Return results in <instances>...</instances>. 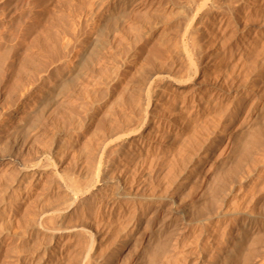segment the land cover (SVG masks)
Segmentation results:
<instances>
[{"label": "rangeland", "instance_id": "obj_1", "mask_svg": "<svg viewBox=\"0 0 264 264\" xmlns=\"http://www.w3.org/2000/svg\"><path fill=\"white\" fill-rule=\"evenodd\" d=\"M29 1V4L26 3ZM150 1L152 4L149 3ZM223 1L228 2V0ZM223 1L220 0L221 6L224 7ZM0 2V71L4 70V77H0V120L5 119L12 111L21 107L23 102L30 99V96L35 95L38 85L42 84L45 87L43 92V95H45L42 97V100L46 96L52 98L56 94L54 99L56 98L55 102L57 101L56 105H53L55 103H51L50 99H48L49 101L47 100L49 103L45 105V111L48 110L46 115L39 122H34L27 133L24 132L22 134L23 137L21 136L15 141L18 145L13 144L14 140H8L4 136H0L2 140L3 138L5 139L3 140L5 144L0 139V157L1 155L12 154L13 156H18L17 158L20 161L33 162L39 158L43 162L46 160L47 151L51 150L53 155L59 160L58 164L50 162L47 165L48 167L46 166L38 182H33L29 176L20 177L17 169H15L16 172H12L13 174L11 173V175L6 176L9 170L8 166L2 165L0 167V219L5 218L7 214L11 216V221L6 226L7 229L0 231L2 241L0 244V264H76L74 263V259L78 258V254L82 252V242L76 241V239H68L71 241L62 240L58 243L56 241V244L54 242L51 245L48 241L49 235L47 233L41 234L35 228L37 223L31 217V211L39 199H42L45 204H50L57 198L62 199L66 193L64 191L67 189L65 184L70 179L74 181V184L78 185H75L76 187L82 188L79 189V192H77L78 189L74 191L75 196L80 197L79 199H108L114 197L116 194H121L123 197L128 196L138 201H146L144 200L146 198L148 201L140 208V214L145 218L152 215L153 208H155L153 201L155 202L157 197H167L171 193L175 196L177 195L176 198L179 200L177 202L179 204L177 209L179 210L176 209L179 213L177 214L179 216L183 214V218L187 217L185 215L187 214V207L199 210L203 208V203L205 202L203 200H206L204 212H208L210 216H213L212 213L219 216L217 217L218 220H213L214 223L206 225L205 228V230H210L211 226H214L212 224H215V222L218 224H215L218 226L219 233L216 239L217 243L215 242V249L206 245L208 230L207 232L205 230L202 231L203 237L199 239L200 242L196 241V243L199 242L197 246L195 242L194 245L192 243L189 244L190 240H192L191 236H195L196 232H192L193 234L188 232L185 233L186 236L183 234V237L181 236L177 241L173 239L174 242L172 241V244L177 243V245H172L170 242V248L174 246L172 247V256L178 257L177 259L174 257V260L172 257L171 260L178 261V264H196V256L194 254L198 256L196 252L199 250L198 252L205 259H202V262L199 264H211L212 259H214L213 264H224L225 259L223 257L228 256L229 242L237 240L236 238L242 231L240 228H244L249 215L258 212L262 208L263 212L259 210L257 214L260 216L264 215V193L262 192L264 189V146H262V152L256 153L257 156L254 154L253 161L249 163L250 165L246 164L243 166L241 172L235 174L234 169L238 163V156L232 152L235 142L231 143L226 137H221L222 139L218 138L221 132H225L231 118L233 119L234 117L236 119L234 120V128L236 129L238 125L247 119V115L258 110L264 103V0L252 1L247 10L236 6L237 10L233 17L227 15L228 17H224L223 21L208 18L206 20L198 19V24H196L197 21L192 22L195 26L197 25L196 38L198 36L200 44L204 47L203 57H205V60L203 57L201 58L195 54L189 47L185 50L175 47V43L181 41L182 33L185 31L188 23L187 12L185 13L186 16L183 14L188 10L189 3L186 0H145L146 5H137L134 9L130 10L129 14V4H126L127 1L124 0H2ZM202 2L204 3V0H193V3L190 5L191 10L199 4H203ZM4 7L7 8L5 9L6 11ZM147 7L149 8L147 9ZM2 9L4 10L3 12ZM12 9L14 10L12 11ZM6 13L14 18V21L7 23L4 18L7 15ZM19 15L22 17L21 19ZM17 18L19 22L15 21ZM123 19L125 22H122ZM5 23L8 24V28ZM137 25L140 26V31L138 32L140 39L132 41L134 40L132 37L134 31L136 32ZM184 42L186 41L184 40ZM185 54L186 57H184ZM90 57L91 59H89ZM186 60L191 64L192 68L203 70L199 78L195 79L202 84L200 95L209 96L211 88H217L220 93L228 95L226 96V98L228 97L227 100L220 103L217 102V109H219L217 112L219 111L223 114V119L220 121L218 128L215 127L214 123L215 112L201 118L194 125L196 129L195 133L192 131L184 132L183 136L178 138L179 140L173 148L168 146L167 137L161 139L158 141L160 148L157 150V154L152 156V163H148V167L144 166V169L146 168L145 171L144 169L141 171L137 170V166L141 163L143 157L141 151H134L132 149L121 150L118 146H111V150H108L110 153L105 158L107 160L106 164L109 165L108 168L106 171L102 169V172H99L94 178L101 150L106 145V140L109 141L112 137L116 136H108L103 141L104 144L101 143L99 146H94L98 145L96 143L100 131L119 123L121 125L124 123L126 126L134 122V119L129 118L132 111L131 109L129 110L130 106H121L119 108L115 104L116 98L123 94V89L129 86L133 90L134 84L139 82L142 76L146 75L145 82L143 81L141 85L143 101L146 102L145 92L149 86L151 77L156 75L157 67L159 69L160 66L165 65L166 69L173 68V72L184 76L189 71ZM130 83L132 86H130ZM216 84L217 87H215ZM48 91L49 93L46 94ZM52 91H55V93H52ZM154 91L156 94L154 93L153 96L157 105L154 109V115L168 121L174 129L184 125L180 105H171V101L168 98L169 95L159 92L158 86L154 88ZM159 93L160 96L158 97ZM50 106L53 111L49 110ZM115 106L119 109H116ZM162 110L165 113L167 112L168 115L164 116L161 113ZM110 114H112V117ZM261 125H264V121ZM125 140L127 141L128 139L126 138ZM112 147L114 149L117 148V150H113ZM3 150L5 151L2 152ZM258 156L261 158H258ZM154 158H156V161ZM190 158L194 162L192 167H196L194 178L190 176L188 178L187 175H184L183 179L180 178L182 181H173L176 171L179 174L181 167L183 170L184 164ZM256 160H259L257 164ZM232 168L233 170H231ZM112 169L116 170V172L114 170L115 173L113 174L117 177L114 176V179L110 181L106 177H108V171L111 172ZM101 173L102 175H100ZM104 173H106V176ZM148 173L149 175H147ZM128 177H130V180H126ZM186 177L187 180H185ZM196 178L199 179L197 180ZM29 181H31V184H29ZM193 181H196L195 184L198 188ZM197 181H202L200 183L202 185ZM182 182L185 183L184 186L181 185ZM208 183L211 188L208 186ZM169 184L172 186L171 188ZM206 185L207 189L209 187L208 190L206 189ZM190 186H193V188ZM240 186L242 187L240 188ZM214 188H216V191ZM204 189L208 193L207 191L204 193ZM211 190L215 191L214 194ZM221 191L225 192L221 193ZM236 191L238 194H235ZM164 192L165 195L162 196ZM199 193L204 196L201 197L202 201L199 199ZM221 194L225 196L222 198ZM15 195L19 198L22 196L24 201L14 202L13 198H15ZM256 196L258 201H256ZM193 198L195 199L194 202H198L197 205L193 200L190 202V199ZM219 198L221 199L219 200ZM230 199L233 202H228L231 201ZM193 203L196 207L192 205ZM230 204L231 206H229ZM198 205L199 207H197ZM236 206L240 207L239 209L237 208V211L235 210ZM233 207L236 212L233 209L231 211ZM90 208L92 209V205L87 207V211H90ZM215 208H217V212ZM146 209L147 211L145 212ZM165 209H168L171 213L175 210L174 205L170 203ZM183 209L184 211H182ZM224 210L226 211L225 214ZM248 210H251L250 214ZM229 212L233 215H230ZM163 214L165 212L162 210L157 214V223H159V218ZM228 215L232 217H228ZM114 220L113 218L112 222H109L110 224L108 223L103 228V232L105 233H103L104 236L102 235L103 241L115 238L117 243L113 241L104 246L105 249L102 246L106 253L105 256L107 255V261L112 262L113 260L114 264V255L123 251L122 257L125 258L122 259L125 262L122 260V263L120 258H118V260L116 259L118 264L119 262H121L120 264H136V262L137 264H144L143 262L147 264L148 258L146 255L145 257L143 255L145 260L143 257L140 260L136 254L133 255V242L129 244V251L126 249V245L122 242H124V237L128 238L126 237L127 234L125 236L121 233V228L116 226L117 222ZM222 227L224 228L222 229ZM119 232L124 236H120ZM220 232H223V234ZM110 233H115L116 236ZM224 233L227 234L226 238H224ZM118 235L122 239L118 240ZM165 235H162L164 239H162V236L159 237L163 242L167 241ZM185 237L186 239L184 240ZM160 239L159 241L162 242ZM224 239L225 243L222 241ZM201 240L204 241L201 243ZM217 240H220V242ZM117 241L121 242V245ZM185 243H188L190 247ZM223 244L225 247H223ZM131 247L133 252L130 250ZM220 248L224 250H220ZM149 249L151 248L149 247ZM209 250L213 251H211L213 253L211 254L212 256L209 255ZM107 251H110V253H107ZM113 251L115 252L114 255L111 253ZM215 252H219L220 256ZM246 252L245 248L243 254H246ZM185 253H189L190 255H186ZM181 255L186 258H183ZM217 256L221 258L215 259ZM69 260L74 262H70ZM134 261L136 262L134 263ZM172 261L171 264L173 263ZM148 264H150L149 261ZM173 264H176V262Z\"/></svg>", "mask_w": 264, "mask_h": 264}, {"label": "bare ground", "instance_id": "obj_2", "mask_svg": "<svg viewBox=\"0 0 264 264\" xmlns=\"http://www.w3.org/2000/svg\"><path fill=\"white\" fill-rule=\"evenodd\" d=\"M0 1H2V0H0ZM19 1H22V0H19ZM124 1H127L126 4L128 3L129 4L128 6L130 7V9L128 10V14H129L130 10L134 9L137 5L145 4V0H124ZM187 1L189 3L188 10L187 11L184 10L185 12L182 11V12H184L183 14H185L187 12V18H188L187 27L185 25L186 28H185V31L183 30L184 31L182 33L183 36H181L182 38L180 39L181 41L180 42L179 41L176 42L175 43V47L177 49L181 48L183 50H185L187 47H189L190 49H192L194 51L195 54L199 55L202 58L204 56V54H203L204 53V49H203L204 47L200 44V41L198 40V36L196 38V33L198 31L197 28H196L197 25L195 26V24L194 23L192 24V22H196L198 19L199 20H203V19L206 20L208 18L218 19V20H222L223 21L224 17H228V16L233 17V15L236 13L237 7H242L243 10H247L248 7L252 4V1H254V0H228V2H224L222 0L224 2V4H225L224 5L222 3L224 5V7L221 6L220 0H204V3L202 2L203 4H201V5L199 4L198 5L199 7L197 6L193 10H191V6H190L193 3V0H186V2ZM26 3L29 4L30 1L26 2ZM32 3H31V5H32ZM149 3H151V1ZM7 5H8V3H7ZM24 5H25V3H24ZM8 6H6V7H8ZM79 6H80V4H79ZM10 7H12V5H10ZM22 8H21V10H23ZM148 8L149 7H147V9ZM5 9H7V8L4 7V10ZM80 9H82V8H80ZM4 10L2 9V12ZM13 10L14 9H12V11ZM113 12L115 13V11H113ZM13 13H15V12H13ZM131 13H132V11H131ZM10 14L13 16L12 13H10ZM61 14L63 15V13H61ZM20 15H19V17L21 19L22 15L21 16ZM62 15H60V17H62ZM70 16H72V15H70ZM129 16H131V15H129ZM185 16H186V14H185ZM73 17L75 18L74 15H73ZM4 18L6 19L7 23L11 22V21H14V18L10 17V15H8V14L6 16H4ZM56 18H57V16H56ZM70 20H72V18H70ZM15 21L17 22L18 18ZM58 21H60V20H58ZM123 21H124V19L122 20V22ZM7 23H5V24H6V27L8 28V26H7L8 24ZM54 24H55V22H54ZM196 24H198V21H197ZM137 26L138 27H136V32L134 31L135 34L133 33L132 39L134 38V40H132V41H135V39L137 40L140 37L139 33H138L140 31L139 30L140 26L139 25H137ZM99 33H98V35H99ZM4 35H2V36H4ZM184 40L186 42H184ZM91 46H90V48H91ZM42 50H43V48H42ZM185 53H187V52H185ZM85 56H87V55L85 54ZM184 57H186V54H185ZM203 58L205 60V57H203ZM89 59H91V57ZM183 59H185V58H183ZM186 63H188L189 71L184 76H182V74L180 75V74H176V72H173L174 71L173 68L166 69L165 65L164 66L163 65L160 66L159 69L157 67V71L155 72L156 75L151 77V81H150L149 86H148V88H147V90L145 92V97H146L145 101L146 102L143 101V95H142V91H141V85H142L143 81L145 82L146 75L142 76L141 80H139V82L134 84L133 90L131 89V87L128 86L129 84L127 85L128 87H125V89H123V91H124L123 94L124 95L123 94L119 95L116 98V100H115V104H116L117 107L119 106V108L121 106H130L129 110L131 109L132 113L130 112L129 118L130 119H134L133 120L134 122H132V124L126 125V126L124 125V123H122V125H121V123H119V124H116V125H112L109 128L106 127L107 129H102L100 131L99 136H98V141L96 143L98 145H94V146H99L101 143L104 144L103 141L106 140V138L108 136L109 137L112 136V135H116V136L112 137L109 141L106 140V142H105L106 145L101 150L102 152H101V155H100L98 166L96 167L97 168V172L95 171L96 174H94V178H95V176L98 175L99 172H102V169H103V171H106V169L108 168L109 165L106 164L107 160H105V158H106L107 155H109L108 153H110V152L108 150H111L110 149L111 146H118V148L121 149V150H131L132 149L134 151H139V152L141 151L142 154H143V157L141 159L142 161L137 166V170L141 171V170L144 169L145 165L148 167V165L152 163V158H153L152 156L157 154V150L160 148L159 145H158V141H160L161 139L167 137L168 138L167 139L168 146L173 148L177 144V142L179 140L178 138L183 136L184 132H188V131L194 132V131H196V129L194 128V125L196 123H198L201 120V118H203V117H205V116H207V115H209L211 113L213 114L215 112L216 113H215V116H214V123H215V127L218 128V126L220 125V121H222V119H223V114H221L219 111L217 112V110H219V109H217L218 108L217 104L222 102V101H224V100H227L228 97L226 98V96H228V95L227 94L224 95V94L220 93L217 88H213V89L211 88V90H210V92L208 94L209 96L200 95V89H201V85L202 84H201L200 81H196L195 79L199 78L201 72L203 73V70H201L200 68H192L191 64H189V62L187 60H186ZM200 65L202 66V64H200ZM150 70H152V68H150ZM155 70H156V68H155ZM3 71L2 72L0 71V77L1 78L4 77ZM183 71H185V70H183ZM140 72H141V70H140ZM130 86H132V84ZM157 86L160 89L159 92H161L162 94L167 93L169 95L168 98L171 101V105L172 104L173 105H176V104L180 105V112H181L183 120H184L183 121L184 125L180 126V128L176 127L174 129L168 121H165V120H163L161 118H158V117H156L154 115L155 114L154 113V109H155V106H157V105H156V100L154 99L155 97L153 96V94L155 93L154 88L157 87ZM215 87H217V84L215 85ZM44 88L45 87H43L42 84L38 85L37 89L35 90V95H32V97L30 96V99H28L27 101L23 102L21 107H19L18 109L12 111L9 115L6 116L5 119L0 120V136H4L5 139H8V140H12V141L14 140L13 144L14 145H16V144L18 145V143H16L15 141H17V139L20 138L22 136V134H24V132L27 133V131L32 127L34 122H39L44 117V115H46V112L48 110L45 111V108H46L45 105H46V103H49V102H47V100L50 99V102L51 103H55L53 105H56V103H57V101L55 102L56 98L54 99V96L56 94L52 98L50 96L49 97L46 96V97H44L45 99L42 100V97L45 95V94L43 95ZM49 88L51 89V87H49ZM63 88L65 89V87H63ZM50 89H48V90H50ZM52 90H54V89H52ZM53 92L55 93V91H52V93ZM47 93H49V91L46 92V94ZM159 96H160V93H159L158 97ZM233 97H235V95H233ZM253 97H252V100H253ZM117 107H116V109H119ZM51 109H52V107L49 110H51ZM44 111H45V114H44ZM51 111H53V110H51ZM117 112H118V110H117ZM247 112H250V111H247ZM161 113H163L164 116L168 115V113L167 112L165 113V111L163 112V110H162ZM237 114H239V113H237ZM110 116L112 117V114H110ZM160 116H162V115H160ZM234 120H236V119H234V117H233V119L231 118L230 122L227 125L228 127L225 129V132L224 131L221 132V134L218 136V138L226 137L228 139V141H231V143L235 142V146L233 145L234 148L232 149L233 151L232 150H230V151H232L234 154H236L238 156V163H237L236 166L234 165L235 166V169H234L235 172L234 173L237 174L238 172H241L243 170V166H245L246 164L250 165L249 163L253 161L252 158H253L254 154L263 151L262 150V146H264V125H261V123L263 124V121H264V103L262 104V106L258 110H255L253 113L247 115V119H245L244 122H242L240 125H238V127L236 129L234 128V125H235V123H234L235 121ZM113 122H115V121H113ZM113 122H111V123H113ZM33 128H34V126H33ZM126 138L128 139L127 141L125 140ZM0 139L2 140V138H0ZM5 139L3 138V140H5ZM3 140H2V143H3ZM9 142H11V141H9ZM3 144H5V143H3ZM103 144H102V146H103ZM2 146H4V145H2ZM113 150H117V148L116 149L113 148ZM4 151L5 150H3L2 152H4ZM13 154H14V152H13ZM232 156H234V155H232ZM256 156H257V154H256ZM260 156H258V158ZM17 157L15 155L13 156L12 154H9V155L5 154V156L1 155V157H0V167L2 165H7L8 166L9 170H8L6 176L11 175V173L13 171H15V169H17L18 175L20 177L24 178L26 176H29L30 179L33 182H36V181L38 182L41 179L43 170H45L46 166L50 162L57 163V164L59 163L58 158H56L53 155V152H51V150L47 151V155L45 157L46 160L43 161V162H42L41 159L39 160V158H38L37 161H33V162H31V161H29V162L27 161L26 162L25 160L24 161H20ZM155 159L156 158H154V160ZM258 162H259V160H256V164ZM103 163H105L104 166H103ZM193 163H194L193 159L190 158V160L187 161L184 164V167H183L184 169L183 170H182V167L180 166L181 167V172L178 174V171H176V175L173 177V181H177V180H179V182L182 181V180H180V178L183 179L182 177L184 175H187L188 178H189V176L193 177L194 173L196 171V169H195L196 167L195 168L192 167ZM234 166H233V168H234ZM209 167H210V165H209ZM233 168L231 170H233ZM145 169H144V171H145ZM149 169H150V167H149ZM112 170H111V172L108 171L109 174H108V177H106L110 181L114 179V176L117 177L115 174H113V173L116 172V170L115 169H112ZM114 170H115V172H114ZM148 170H146V171H148ZM104 174L106 176V173H104ZM152 174H153V171H152ZM100 175H102V173ZM147 175H149V173ZM187 177H186L185 180H187ZM203 177L205 178V176H203ZM228 177H229V175H228ZM129 178L130 177H128V179H126V178L125 179L126 180H130ZM11 179H13V178H11ZM70 180H67V183L65 182L66 184L64 183L66 185L65 187H67V189H66V191H64V192H66L64 197L63 198L61 197L62 199H58L57 198L56 200L52 201L50 204H45L42 199H39L37 201V203H35V206H34L33 210L31 211L32 212L31 213V217H32V220L35 223H37V225L33 224V225L36 226L35 228H37L40 231L41 234L44 235L45 233H47L49 235L48 241L50 242L49 244H51V245L54 242L56 244V241L58 243L59 241L61 242L62 240H68V239H71V240L72 239L73 240L76 239V241L82 242V247H81L82 248V252H81V254L80 253L78 254L79 255L78 258H76V259L73 258L75 260V262L72 261V260H69L70 262H74L76 264H113L112 258H110L112 260V262H110V261L108 262L107 261L108 259H106L107 255L105 256L106 253L104 251V249H105L104 246L112 243L113 241L116 243V239L115 238L114 239L113 238H109V239H107V240L105 239L103 241V237H102V235L104 233L103 232L104 231V229H103L104 226H106L109 222H112L111 220L113 218L115 219L114 221L117 222L116 226L121 228L122 232L121 231L120 232L122 234H124V235L127 234V236L126 235L125 236L128 237V238L126 239L124 237L123 238L124 242H122V243H124L126 245V249L127 250H128L129 244L133 242L132 245H133V248H134V252L132 250V247L130 248L131 252H133V255L136 254V256L139 259L142 258L143 255H144V257L146 255L150 264H169V263L171 264V261H172L171 258L173 257V260H174V257H176V256L175 255L172 256L173 254H171L172 253V247H174V246H172L170 248V246H171L170 242L172 244V241L173 242H174V240L177 241L181 236L183 237V234H185V233L196 232L195 236H191L193 241L190 240V243H189V240H188L189 244L192 243V245H194V242L196 243L197 240L199 241V239L201 237H203L202 236V231L205 230L206 225H211L212 222L214 223L213 220H215V219H217V217H219L218 214L214 215L212 213L213 216H210L208 212H206V213L204 212V209H205L204 208V203L206 202V200L201 199L203 194L199 193V195H200V196L198 195L200 197L199 199H201V201L202 200L205 201L204 203L202 202L203 203V208L199 209L200 210L199 211L197 208H195L197 210H195V209L193 210L192 208L187 207L188 208L186 210L187 212L185 211L187 214H185V215H187L188 218L187 217L183 218V216H182L183 214H181L182 217L177 214V213H179L177 211V210H179V209H177L179 207L178 206L179 204L177 203L179 200H177V198H176L177 195L175 196L173 193H171L168 196L166 195L167 197H157L155 202L153 201V203H155L154 204L155 208H153L154 210H153L152 215L148 216V218H145L142 214H140V208L144 204H146V202L148 201L146 198L144 199L146 201H140V200L138 201V200H135V199H131L128 196H124L123 197L121 194H116L114 197H111V198H108V199L105 197L106 199L89 198V199L83 200L82 198L79 199L80 197L78 198L77 196H75V192H74L77 189H78L77 192H79V189L81 187L80 188L76 187L78 185L76 183L74 184L73 180H71V181ZM242 180H243V178H242ZM68 181H69V183H68ZM190 181H191V179H190ZM127 182H130V181H127ZM195 182H194V184H195ZM198 183L200 184V183H202V181L198 182ZM29 184H31V181H29ZM231 184H233V183H231ZM171 185H172V183H171ZM171 185H170V188L172 187ZM181 185L184 186L185 183L182 182ZM195 185H194V187H195ZM200 185H202V184H200ZM90 186H92V185L90 184ZM208 186L211 188L210 184ZM26 187H28V186H26ZM127 187L129 188V186H127ZM196 187H197V185H196ZM209 187H208V189H209ZM241 187L242 186H240V188ZM191 188H193V186ZM233 188H234V186H233ZM91 189H92V187H91ZM130 189H131V186H130ZM206 189H207V185H206ZM214 189L216 191V188H214ZM88 190H90V189H88ZM193 190H195V189H193ZM207 190H205L203 192L205 193ZM187 191H188V189H187ZM211 191L214 194L215 191H213V190H211ZM84 192H86V191L84 190ZM84 192H82V193H84ZM171 192H173V191H171ZM222 192H225V191H221V193ZM262 192L264 193V189H263ZM187 193H190V192H187ZM207 193H208V191H207ZM209 193H210V190H209ZM236 193H237V191L235 192V194ZM164 195H165V192H164V194L162 196H164ZM183 195H185V194H183ZM191 195H188V196H191ZM219 195H220V192H219ZM19 196H20V194H19ZM224 196L225 195L222 196V194H221L222 198ZM257 196H256V198H257ZM150 197H152V196H150ZM22 198H23L22 196L19 198V197H17V195H15V198H13V201L14 202L24 201ZM208 198H209V196H208ZM208 198H206V199H208ZM220 199L221 198H219V200ZM231 199H232V197H231ZM192 200L194 202L195 199L194 198L190 199V202H192ZM226 201H227V199H226ZM253 201H255V200L253 199ZM256 201H258V198H257ZM180 202H181V200H180ZM228 202H233V201L231 200V201H228ZM169 203L171 205H174L175 214H173L174 212L171 213V211H173L171 208H170L171 211H169L168 209H165V207L168 206ZM186 203H189V202H186ZM194 203L196 205L198 204V202L196 203V201ZM194 203L192 205H194L196 207V205ZM225 203H227V202H225ZM199 204H201V203H199ZM91 205H92V209L90 208V211H87V207L91 206ZM151 205H153V204H151ZM218 206H220V205H218ZM229 206H231V204ZM237 206H239V205H237ZM237 206H236V209L234 207L231 208V211H232V209L233 210L235 209L237 211V208H238ZM262 206H263V204H262ZM197 207H199V205ZM215 207H217V206H215ZM207 208H208V206H207ZM147 209L145 210V212L147 211ZM216 209L217 208H215V211L217 212ZM228 209L230 210V208H228ZM258 209H259V207H258ZM161 210L163 212H165V214H163L162 217L159 218L160 221H159V223H157L156 216ZM225 210H226V208H225ZM225 210H224V214L226 212ZM235 210H234V212H236ZM259 210H258V212H259ZM262 210H263V208L260 211L263 212ZM182 211H184V209ZM248 211L247 212L250 214L251 210H248ZM258 212H255V213H252V214L249 215V217L247 219V222H246V225L244 226V228H240V230H242L240 232L241 234H239L238 237L235 235V237H237L236 238L237 240H235L234 242H229V245H228L229 246V250L227 251V255L228 256H224L223 257V259H225L224 260L225 261L224 264H264V215L260 216L259 214H257ZM218 213H219V211H218ZM144 214H146V213H144ZM231 214L232 213H230V215ZM207 215L210 216V217H208ZM228 217H232V216L228 215ZM224 218H226V217H224ZM233 219H235V218H233ZM219 220H220V218H219ZM227 220H228V218H227ZM10 221H11V216L9 214H7L5 216V218L0 219V231L6 230L7 229L6 226L10 223ZM215 224H217V222H215ZM215 224H212L214 226L213 227L211 226L210 230L207 229L208 233H207V236H206L207 237L206 238V245L209 246V247H212L214 249L216 247V244H215L216 239L219 236L218 226H217L218 224L217 225H215ZM219 226H222V225H219ZM223 226H224V224H223ZM223 228L224 227H222V229ZM207 230H205V231L207 232ZM220 230L221 229L219 227V231ZM113 232H115V231H113ZM120 232H119V235L120 236H124V235H121ZM227 232H228V230H227ZM227 232H225V233H227ZM220 233L223 234V232H220ZM110 234L116 236L115 233L114 234L110 233ZM164 234H166L165 238L167 239V241L165 240L163 242L159 237L164 235ZM222 234H221V236H223ZM227 234H225L224 238H226ZM233 234H235V233H233ZM119 235H118V237H119ZM24 236H25V233H24ZM185 236H186V234H185ZM187 236H188V234H187ZM120 238L122 239V237H119L117 239L119 240ZM159 239L162 242H160ZM162 239H164L163 236H162ZM185 239H186V237L184 238V240ZM71 240H68V241H71ZM220 240H217V241L220 242ZM203 241L201 240V243ZM222 241L224 242L225 239L222 240ZM1 242L2 241H1V238H0V244H1ZM117 242H119V241H117ZM199 242L196 243L195 245L197 246V244H199ZM223 242H221V243H223ZM115 243H114V245H115ZM119 243L121 245V242H119ZM180 243H181V241H180ZM188 243L187 244L185 243V244L190 247V245H188ZM77 244H78V242H77ZM174 244L175 243H173L172 245H174ZM175 245H177V243ZM201 245H203V244H201ZM206 245H205V247H207ZM102 246L104 247V249L102 248ZM149 247L151 249L148 250ZM203 247H204V245H203ZM223 247H225V245ZM110 248H113V247H110ZM116 248H114V249L116 250ZM199 248H201V247H199ZM245 248H246L247 252H246V254H243V251L245 252ZM173 249H175V248H173ZM221 249H223V248H220V250ZM220 250H219V252H220ZM114 251L111 252L113 255L116 252V251L115 252ZM198 251L196 252V253H198V256H197V254L196 255L194 254V256H196V258H195L196 259V261H195L196 264H199L200 262H202V259H203L202 254L200 252H198ZM211 251L210 252L207 251L208 253H210L209 254L210 256H212L211 254H213V253H211ZM219 252H215V253H217V255L220 256ZM107 253H110V251H107ZM117 253H118V251H117ZM179 253H180V251H179ZM112 254H110V255H112ZM185 254L187 255L189 253H185ZM185 254H183V255H185ZM113 255H112V257H113ZM183 255H181V256L184 258L185 256H183ZM122 256H123V251H121L119 254H115L114 255V260H115L114 264L117 263L118 258H120V260L122 262V260L125 258V257L123 258ZM126 256H127V254H126ZM219 256L215 257V259H218V258L220 259L221 257H219ZM177 258L178 257H176V259ZM208 258L210 260L209 256H208ZM187 259H189V258H187ZM211 259H212V257H211ZM144 260H145V258H144ZM203 260H205V259H203ZM212 260L214 261V259H212ZM69 261H67V262H69ZM142 261H143V259H142ZM148 261L146 262L147 264H148ZM182 261L184 263V259ZM182 261H180V262H182ZM213 261L212 262L210 261L211 264H213ZM121 262H119V264ZM135 262L136 261H134V263ZM172 262L173 263L176 262V264H178L177 263L178 261H176V260L172 261ZM215 262H216V260H215ZM143 263L145 264V262H143ZM219 263H221V262H219ZM136 264H137V262H136Z\"/></svg>", "mask_w": 264, "mask_h": 264}]
</instances>
